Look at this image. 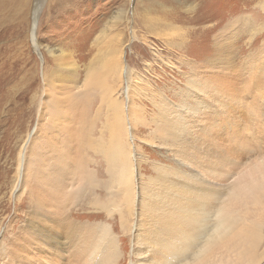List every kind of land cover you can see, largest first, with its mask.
Instances as JSON below:
<instances>
[{
  "label": "rangeland",
  "instance_id": "obj_1",
  "mask_svg": "<svg viewBox=\"0 0 264 264\" xmlns=\"http://www.w3.org/2000/svg\"><path fill=\"white\" fill-rule=\"evenodd\" d=\"M36 1L10 0L8 5L5 1L0 10V53L8 56L0 66V80L5 89L13 92L12 98L30 84L27 80L34 81L32 86L41 91L42 73L55 67L49 47L69 52L79 66L77 82L81 86L85 67L97 51L95 37L107 31L106 40L99 38L101 48L97 46L106 57V64L113 67L111 77L106 75V68L102 69L106 80L103 94L108 102L115 90L125 109L131 107L132 154L134 162H138L136 211L141 208L144 216L159 213L156 209L164 206V198L176 193H182L183 199L177 197L178 201L188 203L185 186L171 194L168 183L162 181L167 169L197 175L202 180L196 182L197 194H191L200 216V237L215 222L213 215L220 206L231 205V199L226 201L224 194L227 188L238 185L237 190L252 204L264 200V0H42L37 40L43 59L30 43ZM51 5L54 7L50 10ZM246 17L251 18L254 26L253 36L243 26V22L248 26L243 21ZM232 22L236 27L224 30ZM110 40L115 41L114 47L106 44ZM22 51L31 53L36 63L34 69L29 71L30 66L18 62ZM93 99L90 119L101 106L98 97ZM34 115L23 136L33 129L37 118ZM107 115V107H100L93 131L100 139L102 151L112 145L121 146L125 139V131L109 126ZM2 128L1 125L0 138ZM117 134L122 140L118 141ZM21 144H17L14 153L3 151L0 157V182L4 184L0 190V264H82V234L74 247L73 241L65 248L49 247L41 255L36 253L33 241L38 240L26 229L27 209L16 204L20 193L16 192V175ZM3 145L4 142L0 147ZM99 162L98 168L102 169L97 171L98 183L107 179L104 162ZM173 177L181 183L182 176L170 175V179ZM165 190L169 191L166 195ZM141 195L145 201L139 198ZM154 195L159 201L155 200V210L149 211L147 203H141ZM91 202L88 194L76 200L75 205L69 206V220L110 226L120 240L121 255L115 264L134 262L131 253L138 249L134 236L143 233V223L142 226L137 222V232L132 221L123 230L116 211L108 215L104 210H95ZM23 204L27 206L25 200ZM207 237L208 234L199 240L201 246ZM4 248L6 257L2 254ZM211 248L208 246L206 251ZM140 250L143 252V248ZM151 250L145 253L147 260L152 259L154 249ZM263 255L264 235L255 250L256 261Z\"/></svg>",
  "mask_w": 264,
  "mask_h": 264
},
{
  "label": "bare ground",
  "instance_id": "obj_2",
  "mask_svg": "<svg viewBox=\"0 0 264 264\" xmlns=\"http://www.w3.org/2000/svg\"><path fill=\"white\" fill-rule=\"evenodd\" d=\"M5 1H7V5L11 3L10 0H0V10L6 5ZM41 1L37 0L32 9L30 43L37 55L42 58L39 50L40 43L37 40ZM52 7L54 5L50 6V10L53 9ZM27 10L29 13V6ZM246 20L243 21L248 26L242 21L243 26L253 36L255 31L253 32L254 26L251 23V18L248 17ZM1 22L0 18V24ZM234 26L233 22L229 23L224 30L232 29ZM255 27L257 28V26ZM260 30L259 27L258 31L260 32ZM106 34L107 31L103 30L102 34L95 37L94 44L97 51L85 67V78L81 86H78L77 82L79 66L71 58L69 52L61 49H49V47L46 48L53 57V62L55 61V67L50 72L42 73L41 91L32 86L34 81L27 80L30 84L21 89L20 95L12 98L10 95L13 92L5 89L2 80H0V126H3L0 144L4 142L3 147H0V157L3 151L8 150V152L14 153L16 147L18 148L17 144L22 142L18 158L16 156L18 159L16 175L18 189L16 192H20L17 195L16 204L18 207L27 209L25 215L29 221L26 224V229H30L31 234L34 235L32 238L38 240V242L33 241L36 245V253L40 254L49 247L65 248L73 241L74 247L77 238L82 234L81 252L84 253L82 255L79 252L82 264L116 263L121 255L120 240L116 239L117 237L114 236L110 226L98 223H89L88 225L69 220L71 217L69 206L75 205L76 200L78 201L88 194L92 197L91 206L95 207V210H104L107 214L109 212L108 215L116 211L123 230H126L129 222L132 221L131 225L137 232V228L143 223L144 226L141 224L144 227L143 233H137L134 236V244L138 249L132 251L131 257L135 258V261L130 264H146V262L147 264H261L264 261V255L259 261H256L255 250L264 235L262 229L264 227V200L260 199L253 204L249 203L237 190L238 185L227 188L224 194L226 201L228 198L231 199V205L220 206V209L213 215L215 222L213 225L210 223V227L204 229L202 237L199 236L198 229L200 216L197 215L191 198V194H197L196 182L202 181L197 175L192 176L181 171L177 173L174 171V173L173 170L169 169L168 171L167 169L162 178L164 183H168L171 194H174L175 190H178L177 188L186 187L185 192L187 193L183 191L185 197L189 199L186 205L178 201L183 199L182 193H179L180 196H176L178 195L176 193L175 196L165 197L164 206L163 204L162 207L159 206L160 208L157 206L156 210L159 213H156L153 204L156 206L154 202L157 196L154 195L155 199L149 197L146 202H139V204L146 205L147 203V209L149 211L153 209L155 213L152 212L148 216H146L147 214L144 216V213L140 211V206L138 207L140 210H135L138 186L135 169L138 162H134L132 154V144L134 143V128L130 118L132 112L131 107L125 109L123 99L120 100L119 96H116L115 90L113 91L115 95L109 96L108 102L106 95L103 94V91L106 90V86L103 85L106 80L103 79L102 69L106 68L108 77H111L113 70L110 64H106V57L97 47L101 45L99 38L102 36L106 40ZM108 41L106 44L109 43L110 47L115 43L114 40L112 43L111 40ZM99 47L101 48V46ZM21 55L22 58L18 62L25 67L30 66L29 71L34 69L36 63H34L31 53L24 54L22 51ZM7 60L8 56L0 53V66ZM109 89L113 90L112 87ZM93 97L99 98L101 106L97 108L95 117L90 119L89 107L92 106ZM102 106L107 107L106 120L109 126L112 128L115 126L119 131H125L123 140L117 134L119 135L118 141L120 138L122 140L121 146L112 145L104 151L101 150L100 139L93 132ZM34 114L37 116L36 123L31 132L29 130L23 136L22 133L30 127ZM126 115L129 117H127L128 121L125 119ZM100 160L104 162L107 179L98 183L97 171L100 172L102 169V167L98 168ZM262 166L264 167V163ZM172 173L179 178L182 176L181 183L173 180L174 177L170 179V175L173 176ZM262 174L264 175V173ZM168 175L169 177H167ZM3 185L0 182V190ZM203 185L205 184L203 183ZM193 190L194 192H192ZM168 192L165 190V195ZM180 192L182 191L180 190ZM102 193L103 195H101ZM24 200L27 206L23 204ZM146 207L144 206V208ZM206 234L208 237L201 246L199 240L206 237ZM220 237L222 240L219 239ZM208 246L212 248L206 251ZM150 247L154 249V253L151 255L152 259L148 258L150 260H147L146 256L148 255L145 253L150 252ZM141 248H143V252H140ZM2 254L7 256L5 248Z\"/></svg>",
  "mask_w": 264,
  "mask_h": 264
}]
</instances>
